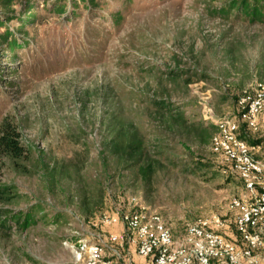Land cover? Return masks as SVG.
Instances as JSON below:
<instances>
[{"label":"rangeland","instance_id":"1","mask_svg":"<svg viewBox=\"0 0 264 264\" xmlns=\"http://www.w3.org/2000/svg\"><path fill=\"white\" fill-rule=\"evenodd\" d=\"M251 12L246 0H0V126L25 149L0 164V264H86L122 227L100 214L138 209L175 242L212 217L238 241L243 183L211 140L234 118L264 161V131L238 107L264 83V17Z\"/></svg>","mask_w":264,"mask_h":264},{"label":"built area","instance_id":"2","mask_svg":"<svg viewBox=\"0 0 264 264\" xmlns=\"http://www.w3.org/2000/svg\"><path fill=\"white\" fill-rule=\"evenodd\" d=\"M238 97L243 120L258 131V120L264 116V83H255ZM217 131L211 147L234 164L244 187V194L231 205L238 213V241L232 242L216 230L223 226L219 217L192 223L184 239L175 242L155 212L138 209L121 216L100 214L99 225L111 226L121 220L122 227L109 233L106 242L87 249L86 264H136L131 250L146 264H264V161L253 154L260 146L246 144L239 137L234 118L219 120ZM105 248L111 250V257L105 255Z\"/></svg>","mask_w":264,"mask_h":264},{"label":"trees","instance_id":"3","mask_svg":"<svg viewBox=\"0 0 264 264\" xmlns=\"http://www.w3.org/2000/svg\"><path fill=\"white\" fill-rule=\"evenodd\" d=\"M238 5H240V3H237V6ZM246 5L250 6V9L252 11L251 14L260 13L263 15L262 17H264V0H246ZM210 128L214 129V126H211ZM238 132L240 133L239 130ZM117 134L118 136L121 135L119 129L117 131ZM19 137L20 136L18 134V131L16 130V127H14L10 122L4 121V123L0 126V164L4 157L16 158L25 155V149L20 144ZM115 139H116V135L115 138L110 142L113 144L109 143V145L111 146V149L115 151V153L117 152V154H120L118 149L120 147L118 146L121 145L118 142H116ZM241 139H243V135ZM146 166H147V170L151 168L149 164H147Z\"/></svg>","mask_w":264,"mask_h":264},{"label":"crops","instance_id":"4","mask_svg":"<svg viewBox=\"0 0 264 264\" xmlns=\"http://www.w3.org/2000/svg\"><path fill=\"white\" fill-rule=\"evenodd\" d=\"M259 132H263L264 131V116H261L260 118H259V120H258V129H257ZM239 135V137L241 138L242 137V134L241 133H239L238 134ZM258 145V144H257ZM225 236V235H224ZM226 238V237H225ZM228 238V237H227ZM226 238V239H227ZM228 240H230V241H232V242H234L235 241V239L234 240H232V238H228ZM136 255V254H135ZM139 257V256H138Z\"/></svg>","mask_w":264,"mask_h":264}]
</instances>
